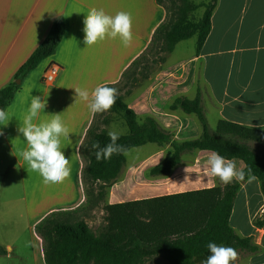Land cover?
I'll list each match as a JSON object with an SVG mask.
<instances>
[{"label": "crops", "instance_id": "obj_1", "mask_svg": "<svg viewBox=\"0 0 264 264\" xmlns=\"http://www.w3.org/2000/svg\"><path fill=\"white\" fill-rule=\"evenodd\" d=\"M92 8L103 9L113 16L120 11L131 13V45L125 48L119 38H109L86 47L83 19ZM166 18L167 10L157 0H0V91L16 80L17 71L46 40L56 22L66 26L55 55L21 81V88L6 111L10 120L6 126L0 125V175L20 179L29 217L32 216L29 200H36L33 206L38 217L33 226L52 212L73 210L86 201L83 180L89 159L85 152L82 156V150L97 114L93 116L86 102L76 98L74 88L91 92L98 85L120 83L124 73L151 47L157 28ZM51 64L59 65L61 72L56 83L49 86L44 84L43 76ZM179 65L188 67L190 86L183 95L195 99L201 90L213 131L221 120L264 129V0H218L212 29L202 50L198 53L197 46L194 47L171 74L180 72ZM32 96L47 99L44 112L34 123L49 120V114H61L71 132L68 139L61 137L62 151L71 166V176L62 184L46 185L21 155L27 144L18 127ZM130 107L136 109L134 105ZM186 115L190 118L186 127H191L194 134L187 140L199 138L202 126L198 117ZM81 143L78 157L76 145ZM198 153L207 162L211 151ZM233 161L239 170L245 168L242 160ZM193 176L184 172L179 178L173 175L161 178L172 181L170 187L176 191L171 194L202 189L198 188L200 183L209 184L208 188L215 185L211 180ZM183 177H192V180L184 183ZM257 218L263 222L262 226L256 225ZM230 224L237 235L252 238L260 248L257 253H249L248 264H264V195L258 178L242 184ZM6 249L13 250V247L8 245Z\"/></svg>", "mask_w": 264, "mask_h": 264}, {"label": "trees", "instance_id": "obj_2", "mask_svg": "<svg viewBox=\"0 0 264 264\" xmlns=\"http://www.w3.org/2000/svg\"><path fill=\"white\" fill-rule=\"evenodd\" d=\"M157 1L162 4V0ZM217 3L218 0H211L202 5L205 8L203 17L193 20L190 14L197 7L185 2L177 21L174 16L166 18L157 28L154 40L163 38L164 50L173 53L180 42L197 37V52L200 53L210 35ZM65 32L64 23L53 25L46 40L17 71L16 80L0 91V109L7 111L19 92L21 84L17 80L23 81L43 61L55 55ZM143 58L139 57L132 66ZM171 110L196 115L202 126L201 136L177 142L154 118L148 117L140 123L136 111L122 95L117 96L110 112L121 114L129 129V133L119 135L117 141L125 151L98 161L92 144L98 142L103 148L110 138L105 130H99L95 125L90 127L84 144L89 159L84 178L99 184V197L106 194V189L118 177L126 154L148 144L172 148L169 155L151 169L152 177L171 175L182 163V155L186 152L215 151L226 159L242 160L246 173L244 182L251 169V174L260 180L264 195V154L255 152L250 145L264 143V129L221 120L213 131L206 117L201 90L195 99L178 97ZM244 182L106 205V225L99 234L76 216L77 209L52 212L36 225L37 234L44 240L45 264H146L157 253L170 264H202L210 255L207 247L210 242L230 246L237 252L257 253L260 248L252 238L240 237L230 224L235 198ZM256 225L262 226L263 222L257 218ZM8 254V250L0 245V257Z\"/></svg>", "mask_w": 264, "mask_h": 264}, {"label": "rangeland", "instance_id": "obj_3", "mask_svg": "<svg viewBox=\"0 0 264 264\" xmlns=\"http://www.w3.org/2000/svg\"><path fill=\"white\" fill-rule=\"evenodd\" d=\"M210 1L162 0V6L168 12L167 18L174 16V20L177 21V18L181 16L182 6L188 2L192 7H197L190 14V18L199 20L205 12L202 5ZM196 46L197 37H193L180 42L173 53H167L164 50L163 38L153 39L151 47L142 55L143 60L130 67L126 71H129V74L126 75L125 72L120 83L112 86L118 90V95L124 97V101L129 106L134 105L140 123L148 117H153L163 128L173 134L177 142H183L194 136L191 127H186L190 118L181 110H171L175 99L184 96V92L189 89L188 72L186 73L188 67L179 65L180 72L171 73ZM197 67L200 70L201 65L198 64ZM18 81L21 80L16 82ZM204 105L208 107L207 103ZM95 120L93 125L99 130H105L107 133L115 131L119 135L129 133L121 114L107 111L97 114ZM210 121L213 124V118H210ZM194 127L196 128V125ZM250 145L255 152L264 154V143H251ZM171 150L170 145L159 146L157 144L132 149L126 154L118 177L106 189L103 197L98 196L99 184H92L84 179L86 201L76 208L79 210L76 216L84 219L92 230L99 234L101 228L106 225L104 211L106 205L172 195L171 192L176 191V188L171 189L170 187L172 181L150 175L151 169L167 157ZM82 151V156H85L84 148ZM182 158L184 162L182 166L176 168L171 174L174 178H179L184 172H190L195 175L194 178L201 177L207 182L211 180L215 183L214 187L223 188L225 186L218 178L207 174L209 167L202 156H199L198 151L186 152ZM182 179L184 183H189L192 177ZM19 181L20 179L16 176L9 175L5 178L0 175V245L5 248L8 245L13 247V250L8 251V256L0 257V264H45L44 240L37 234L36 225L33 226L38 217L33 206L36 200L34 198L29 200L32 211V216L29 217L23 200L22 183ZM208 185L200 183L198 188L206 189ZM45 194L42 195L45 196ZM238 254L239 257L233 264L249 263L248 252L238 251ZM146 264L170 263L157 253L150 257Z\"/></svg>", "mask_w": 264, "mask_h": 264}, {"label": "clouds", "instance_id": "obj_4", "mask_svg": "<svg viewBox=\"0 0 264 264\" xmlns=\"http://www.w3.org/2000/svg\"><path fill=\"white\" fill-rule=\"evenodd\" d=\"M84 44L86 47L96 45L105 39H117L127 48L133 41V18L126 11L117 12L114 16L107 14L103 9L92 8L83 19ZM76 98L86 102L89 112L95 116L110 111L115 105L118 90L107 85H98L91 92L83 88H74ZM47 106V99L32 96L28 111L23 122L19 124L18 132L23 135L27 148L21 155L31 170L38 172L47 184H62L71 176L70 160L64 155L61 147V137L68 139L70 130L62 120L61 114H49L50 119L34 123ZM10 117L5 110L0 109V125H7ZM2 135V133H0ZM110 142L103 148L99 143H93L96 149L95 158L108 160L113 154H119L125 149L117 144L119 133H108ZM76 145V155L79 157V148ZM207 165L212 177H216L225 185L235 182H244L246 173L239 170L233 160L226 159L213 151L207 158ZM256 177L247 173V182L252 183ZM210 255L202 264H233L238 257V252L224 245L210 242L207 245Z\"/></svg>", "mask_w": 264, "mask_h": 264}, {"label": "built area", "instance_id": "obj_5", "mask_svg": "<svg viewBox=\"0 0 264 264\" xmlns=\"http://www.w3.org/2000/svg\"><path fill=\"white\" fill-rule=\"evenodd\" d=\"M60 72H61V67L59 65L51 64L43 76L44 84L49 86L55 84L59 77Z\"/></svg>", "mask_w": 264, "mask_h": 264}, {"label": "water", "instance_id": "obj_6", "mask_svg": "<svg viewBox=\"0 0 264 264\" xmlns=\"http://www.w3.org/2000/svg\"><path fill=\"white\" fill-rule=\"evenodd\" d=\"M21 83V81H18V84H20Z\"/></svg>", "mask_w": 264, "mask_h": 264}]
</instances>
